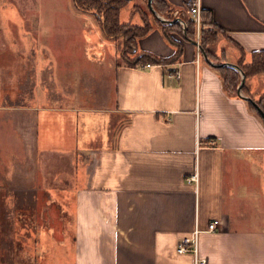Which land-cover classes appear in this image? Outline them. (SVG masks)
Listing matches in <instances>:
<instances>
[{
    "label": "crops",
    "instance_id": "0c3cea01",
    "mask_svg": "<svg viewBox=\"0 0 264 264\" xmlns=\"http://www.w3.org/2000/svg\"><path fill=\"white\" fill-rule=\"evenodd\" d=\"M42 1L0 0V264H264V124L248 99L225 92L182 30L170 32L180 56L151 66L125 63L118 44L100 43L99 57L95 45L77 49L84 64L68 45L32 43L44 32ZM167 1L174 9L192 2ZM199 4L245 61L264 49V0ZM123 7L121 22L152 24L138 51L174 56L146 0ZM11 34L22 39L5 42ZM209 48L229 62L240 56L226 38ZM44 50L65 71L80 68L86 83L58 92L64 106L41 103L51 93L41 87ZM50 75L57 80L55 69ZM242 86L255 101L263 76ZM214 218L196 254L176 251Z\"/></svg>",
    "mask_w": 264,
    "mask_h": 264
},
{
    "label": "trees",
    "instance_id": "16d2710c",
    "mask_svg": "<svg viewBox=\"0 0 264 264\" xmlns=\"http://www.w3.org/2000/svg\"><path fill=\"white\" fill-rule=\"evenodd\" d=\"M129 0H71L75 9L81 12H88L93 14L96 23L104 35L108 39H119V51L125 61L129 65H136L138 63H164L177 59L181 53V44L178 40L170 35L171 30L181 31L178 23L171 24L161 23L147 8L146 13H149L152 18L161 26L162 31L166 39L176 46V53L170 58L157 57L146 51H138L136 48L137 39L142 37L152 28L151 22L146 17L141 25L132 24L130 22H121L120 9ZM153 7L161 15L167 18H173L174 8L170 6L167 0H152ZM187 5H190L187 4ZM138 10L139 7L135 6ZM201 23L198 29V37H196V24L192 18H189L188 24L185 28V33L190 39H198L199 44L205 50L207 55L215 61H224L226 56L224 53L218 55L210 50V45L216 43L219 37H225L228 42L234 46L240 56L236 60V64L244 72L245 78L261 74L263 76L264 83V49H254L248 54L249 60L245 61L246 51L243 47L237 43L234 39L228 37L225 32L216 24L213 23L209 10L200 9ZM218 71L222 86L226 93L230 95L237 94V84L240 79V74L237 69L230 66H214ZM243 87V86H242ZM256 104L259 109L264 113V93L260 95L256 100ZM248 107L257 113L259 116V110L251 101H247Z\"/></svg>",
    "mask_w": 264,
    "mask_h": 264
},
{
    "label": "rangeland",
    "instance_id": "374dc122",
    "mask_svg": "<svg viewBox=\"0 0 264 264\" xmlns=\"http://www.w3.org/2000/svg\"><path fill=\"white\" fill-rule=\"evenodd\" d=\"M49 1L50 0H43L41 4L44 9V13H42V20L44 19V24L42 25V27H44V32H42L40 36H37V39L35 38V41L33 40V37L36 35H31L30 41L32 43L42 45V47L47 46V48H51L55 45H68L69 49L72 50L68 51L67 53L72 54V59H76V55H80L81 53L82 56L80 57L79 62L84 64L87 62L86 57L83 56L84 51H78L77 49H81L82 47L84 49L85 46L91 44L95 45L97 50L93 51V53L96 57H99L97 55L102 53L98 50L100 43L107 42L111 47H115V44H118V46L120 45L119 41L121 40L119 39H110V41H103L102 39L106 37H104V35L100 31L96 21H94L95 19H93L94 17H92L91 14L87 12H80L77 11L74 7H71L70 0H56L55 3L53 2V0H51V2ZM70 9L74 10V12H76V14H79L80 16H86V18L88 19L86 24L84 23L83 19L75 18L77 16L72 11L70 12ZM125 10L126 7L120 9L122 19H125ZM91 19L93 21H91ZM9 30L13 31L14 29L10 28L9 26ZM222 38L225 37H219V40H221ZM3 39L5 42H15L17 41V39L21 40L22 37L11 34L3 36ZM117 51H119V49H117ZM41 53V87L42 90L51 92L48 97L41 100L42 105L64 106L66 103H68V101L64 98H61L58 92L65 89L72 92H75V90H80L81 92L85 91L84 87L86 83L84 82V78L81 76L78 77L80 68L73 66L71 68V72L68 71L69 68H67V71H65V66L62 65L63 59L51 56L54 55L55 52L44 50ZM85 54H87V52H85ZM121 57L122 56L120 55V58ZM54 59L58 61L57 64H55ZM85 68V66L82 67V72H84ZM54 69L56 70L58 76L57 80H53V75H50V72L53 73ZM91 69H95L96 73L98 72V66H96L95 68L91 67ZM81 75L84 76V74ZM16 148V146L13 147V149Z\"/></svg>",
    "mask_w": 264,
    "mask_h": 264
},
{
    "label": "built area",
    "instance_id": "2783aa9c",
    "mask_svg": "<svg viewBox=\"0 0 264 264\" xmlns=\"http://www.w3.org/2000/svg\"><path fill=\"white\" fill-rule=\"evenodd\" d=\"M173 17L179 16L181 21L178 23L180 28H184L188 24L189 18H192L196 24V37H198V29L201 23L200 18V4L199 0H192L190 5L181 8H175L172 13ZM197 39V38H196ZM198 40V39H197ZM144 66H151L150 62L144 63ZM175 76L178 77V73H175ZM219 220L218 218H214L210 220L205 228H200L198 226H194V228L190 231V233L184 236L176 245L177 252H185L187 250H191L196 254L197 252V241L198 235L202 231H214L218 227Z\"/></svg>",
    "mask_w": 264,
    "mask_h": 264
},
{
    "label": "water",
    "instance_id": "95a60500",
    "mask_svg": "<svg viewBox=\"0 0 264 264\" xmlns=\"http://www.w3.org/2000/svg\"><path fill=\"white\" fill-rule=\"evenodd\" d=\"M147 6L149 8V10L151 11V13L162 23L164 24H171V23H179L181 21V18L179 16H175L173 18H167L163 15H161L160 13H158V11L153 7L152 5V0H146ZM185 28H181L182 30V34L187 37L186 33H185ZM188 38V37H187ZM192 42L197 46V48L199 49V51L201 52L202 57L208 62L210 63L212 66H230L233 67L235 69L238 70L239 74H240V79L239 82L237 84V93L241 96H244L246 99H248L249 101H251L255 107L259 110V114L261 116L262 122L264 124V113L259 109L258 105L256 104V102L248 95L243 94L242 93V85L244 83L245 80V75L244 72L241 70V68L234 62H229V61H215L212 58H210L207 53L205 52V50L201 47V45L199 44L198 40L192 39Z\"/></svg>",
    "mask_w": 264,
    "mask_h": 264
}]
</instances>
